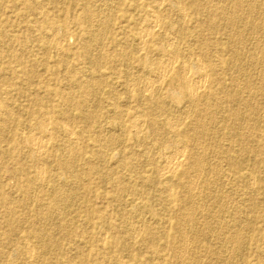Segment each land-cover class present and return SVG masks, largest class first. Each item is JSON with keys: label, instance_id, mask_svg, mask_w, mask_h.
I'll use <instances>...</instances> for the list:
<instances>
[{"label": "rangeland", "instance_id": "1", "mask_svg": "<svg viewBox=\"0 0 264 264\" xmlns=\"http://www.w3.org/2000/svg\"><path fill=\"white\" fill-rule=\"evenodd\" d=\"M136 1L0 0V264H264V0ZM182 68L207 74L208 96H186ZM178 141L187 160L164 175Z\"/></svg>", "mask_w": 264, "mask_h": 264}, {"label": "bare ground", "instance_id": "2", "mask_svg": "<svg viewBox=\"0 0 264 264\" xmlns=\"http://www.w3.org/2000/svg\"><path fill=\"white\" fill-rule=\"evenodd\" d=\"M138 1V0H137ZM136 1V2H137ZM140 1H142V0H140ZM158 1H160V0H157V3H158ZM164 1V0H163ZM163 1L161 2L160 1V3L162 4L163 3ZM221 1V0H220ZM241 1V0H240ZM249 1V0H248ZM248 1H247V3H248ZM263 1V0H262ZM66 2V1H65ZM64 2V3H65ZM179 2V1H178ZM63 3V4H64ZM138 3V2H137ZM239 3V2H238ZM251 3V2H250ZM160 4V5H161ZM159 5V4H158ZM158 5H157V8H158ZM248 5H250L249 3H248ZM246 6H247V4H246ZM249 7H251V5L249 6ZM249 7H247L248 9H249ZM255 7V6H254ZM259 7V6H258ZM149 8V7H148ZM147 8V9H148ZM100 9V8H99ZM110 9V8H109ZM152 9V8H151ZM153 10V9H152ZM182 10V9H181ZM239 10V9H238ZM1 11V10H0ZM105 11V10H104ZM103 11V12H104ZM154 11V10H153ZM152 11V12H153ZM183 11V10H182ZM228 11V10H227ZM107 12H109V11H106V13H105V15L107 14ZM151 12V13H152ZM158 12V11H157ZM163 12V11H162ZM181 12V11H180ZM39 13V12H38ZM101 13V12H100ZM184 13V12H183ZM183 13H180V14H183ZM186 13V12H185ZM227 13V12H226ZM264 13V12H263ZM263 13H261V14H263ZM153 14H155V13H153ZM157 14V13H156ZM177 14H179V12L177 13ZM252 14V13H251ZM256 14V13H255ZM103 15V14H102ZM105 15H103V16H105ZM109 15V14H108ZM185 15L186 14H184V16L182 17V18H184L185 17ZM241 15V14H240ZM249 15V14H248ZM257 15V14H256ZM153 16V18H154V16H156V15H152ZM159 16H160V14H159ZM179 16V15H178ZM237 16V15H236ZM246 16V15H245ZM252 16H254V15H252ZM180 17V18H181ZM242 17V16H241ZM106 18V17H105ZM150 18H152V17H150ZM248 18V17H247ZM109 19V18H108ZM143 19H145V18H143ZM156 19V18H155ZM154 19V20H155ZM159 19V18H158ZM157 19V20H158ZM160 19H163V18H160ZM159 19V20H160ZM186 19V18H185ZM240 19V18H239ZM238 19V17H228L227 18V22L230 24V26H235L236 24H237V21L239 20ZM244 19V18H243ZM242 19V20H243ZM250 19V18H249ZM102 20H104V19H102ZM181 20V19H180ZM184 20V19H183ZM182 20V21H183ZM255 20V19H254ZM106 21H108L107 19H106ZM252 21V20H251ZM101 22H103V21H101ZM158 22V21H157ZM242 22V21H241ZM241 22H239V23H241ZM246 22V21H245ZM99 23V22H98ZM107 23V22H106ZM159 23H160V21H159ZM238 23V24H239ZM104 24V23H103ZM142 24V23H141ZM146 24V23H145ZM152 24V23H151ZM150 24V26L149 25H145L146 26V29L144 30V32L142 33V32H140L139 31V33H142V37H141V42H142V44H145L144 42L146 41V38H148V37H150V34H152V30L154 29L155 30V28H154V26L156 25V21L153 23L154 25H151ZM217 24V23H216ZM244 24V23H243ZM247 24V23H246ZM251 24H253V21H252V23ZM250 24V25H251ZM101 25H102V23H101ZM107 25H109V24H107ZM248 25H249V23H248ZM31 26V25H30ZM32 26H34V25H32ZM96 26V25H95ZM140 26H142V25H140ZM156 26H159V25H156ZM253 26V25H252ZM252 26H251V28H252ZM262 26V25H261ZM36 27V26H35ZM35 27H33L32 29H34ZM102 27H103V25L101 26V29H102ZM142 27H144V26H142ZM141 27V28H142ZM250 27V26H249ZM94 28V27H93ZM104 28V27H103ZM140 28V27H139ZM145 28V27H144ZM157 28V27H156ZM245 28V27H244ZM101 29L99 30V31H101ZM248 30V29H247ZM258 30V29H257ZM37 31V30H36ZM49 31V30H48ZM51 31V30H50ZM95 31V30H94ZM93 31V32H94ZM98 31V32H99ZM102 31H103V29H102ZM106 31H107V29H106ZM142 31H143V29H142ZM234 31V30H233ZM246 31V30H245ZM262 31V30H261ZM217 32V31H216ZM97 34V32L95 31L94 32V34ZM102 33V32H101ZM104 33V32H103ZM102 33V34H103ZM261 33V32H260ZM33 34H36V33H33ZM45 34V33H44ZM53 34V33H52ZM93 34V33H92ZM95 34V35H96ZM49 35V34H48ZM48 35H47V38L46 39H48ZM50 35H51V32H50ZM95 35H94V37H95ZM141 35V34H140ZM254 35V34H253ZM263 35V34H262ZM53 36V35H52ZM166 36V35H165ZM235 36V35H234ZM45 37V36H44ZM55 37V36H54ZM53 37V38H54ZM92 37V36H91ZM100 37H102V36H100V35H97L95 38L98 40ZM170 37V36H169ZM95 38H93V39H95ZM171 38V37H170ZM50 39H51V37H50ZM58 39V38H57ZM93 39H91V42H92V40ZM101 39V38H100ZM99 39V40H100ZM136 39V38H135ZM139 39V38H138ZM172 39V38H171ZM258 39V38H257ZM52 40V42H53V39H51ZM51 40H50V43L52 44V42H51ZM61 39H59V41H60ZM98 40V41H99ZM104 40V39H103ZM152 40V39H151ZM150 40V42H151V44H152V41ZM164 40H166L165 39V37H164ZM167 40H168V37H167ZM166 40V41H167ZM174 40H175V38H174ZM90 41V40H89ZM135 42H136V40H134ZM236 41V40H235ZM243 41V40H242ZM104 42V41H103ZM164 42V41H163ZM168 42V41H167ZM170 42H171V40H170ZM178 42V41H177ZM49 43V44H50ZM61 43H63L62 42V40H61ZM139 43V42H138ZM99 44V43H98ZM97 44V45H98ZM140 44V43H139ZM142 44H140V45H142ZM147 44V43H146ZM145 44V45H146ZM172 44V43H171ZM174 44H176L175 43V41H174ZM237 44V43H236ZM90 45V44H89ZM100 45V44H99ZM136 45V44H135ZM144 45V46H145ZM167 45V44H166ZM168 45H169V42H168ZM243 45V44H242ZM51 46V45H50ZM58 46V45H57ZM92 47H93V49L95 50V48H94V46H95V43H94V46H93V44L91 45ZM143 46V47H144ZM149 46V45H148ZM170 46V45H169ZM262 46V45H261ZM92 47H91V49H92ZM95 47H97V46H95ZM140 47V46H139ZM170 47H172V46H170ZM169 47V48H170ZM176 47V46H175ZM253 47V46H252ZM49 48V47H48ZM56 48V47H55ZM59 48V47H58ZM85 48H86V50H88V44H86L85 45ZM135 48H137V47H134V49ZM168 48V49H169ZM215 48V47H214ZM244 48V47H243ZM140 49V52L143 50H141V48H138L137 49V51ZM174 49V48H173ZM248 49V48H247ZM56 50H57V48H56ZM61 50V49H60ZM178 50V49H177ZM233 50V49H232ZM58 51V50H57ZM92 51V50H91ZM146 51V50H145ZM148 51V50H147ZM146 51V52H147ZM248 52V51H247ZM246 52V53H247ZM91 54V53H90ZM140 54V53H139ZM173 54H175L176 56H177V53H176V51H172V55ZM250 54V53H249ZM243 55V54H242ZM192 56V55H191ZM259 56V55H258ZM171 57H174V55L173 56H171ZM237 57V56H236ZM89 58V57H88ZM127 58V57H126ZM163 58V57H162ZM170 58V57H169ZM184 58L185 57H183V61H184ZM187 58V57H186ZM249 58V57H248ZM256 58V57H255ZM264 58V57H263ZM154 59V58H153ZM167 59V58H166ZM177 59H179V58H177ZM176 59V60H177ZM237 59V58H236ZM172 60V59H171ZM170 60V61H171ZM202 60V59H201ZM251 60V59H250ZM156 61H158V60H156ZM199 61V60H198ZM235 61V60H234ZM95 62V61H94ZM161 62H163V60H161ZM185 62H187V60L185 61ZM242 62V61H241ZM258 62V61H257ZM160 63V62H159ZM190 63V62H189ZM195 63H197V61H195ZM256 63V62H255ZM129 64V63H128ZM157 64V63H156ZM156 64H154L155 66H156ZM184 64V63H183ZM187 64H188V62H187ZM198 64H200V65H202V66H204V62H202V64H201V61H200V63H198ZM248 64V63H247ZM262 64V63H261ZM153 65V64H152ZM159 65V64H158ZM173 65H175V63H173ZM206 65H207V62H206ZM263 65V64H262ZM154 66V67H155ZM162 66V65H161ZM186 66V65H185ZM188 66V65H187ZM149 67H150V65H149ZM153 67V66H152ZM159 67V66H158ZM189 67V66H188ZM250 67V66H249ZM160 68V67H159ZM173 67H172V63H165L164 62V64H163V66H162V68L160 69V71H158L159 72V75L156 77V78H158V79H160V78H162V76H163V78H164V76L166 75V77H168V74H170V73H172L171 72V69H172ZM198 68V67H197ZM203 68V67H202ZM240 69H241V67H239ZM193 69H195V68H193ZM199 69H200V66H199ZM204 69V68H203ZM212 69V68H211ZM156 70H157V68H156ZM202 70V69H201ZM201 70H197L195 73H190L189 71H188V68L187 69H184V68H182L180 71H178L177 72V75H176V77L180 80V83H181V88H182V90H183V92L186 94V96L192 101V102H197V100L200 98L201 99V95L203 94V95H206L207 94V92H206V89H207V81H208V78H207V74H205L204 73V71H201ZM126 71V70H125ZM191 71V70H190ZM221 71V70H220ZM223 71V70H222ZM100 72V71H99ZM98 72V73H99ZM206 72V71H205ZM147 73L149 74V71H147ZM156 73L157 72H155V76H156ZM210 73V72H209ZM102 74V73H101ZM106 74V73H105ZM211 74V73H210ZM248 74V73H247ZM131 75V74H130ZM150 75V74H149ZM149 75H147V77L149 76ZM153 75H154V73H153ZM209 75V74H208ZM244 75H246V74H244ZM111 76V75H110ZM90 77V76H89ZM94 77V76H93ZM104 77V76H103ZM150 77V76H149ZM149 77H148V79H149ZM151 77H152V75H151ZM211 77V76H210ZM232 77V76H231ZM92 78V77H91ZM109 78V77H108ZM132 78V77H131ZM136 78V77H135ZM237 78V77H236ZM243 78V77H242ZM89 79V78H88ZM100 79H101V77H100ZM109 79H111V78H109ZM144 79V78H143ZM148 79H146V81L148 80ZM151 79H155V78H151ZM230 79V78H229ZM238 79V78H237ZM102 80V79H101ZM134 80V79H133ZM161 80V79H160ZM160 80H157V81H159V82H157L158 83V85H159V83L161 84V82L163 81V79L161 80V82H160ZM100 81V80H99ZM243 81V80H242ZM152 82H154V81H152ZM152 82H150V83H152ZM102 83V82H101ZM146 83V82H145ZM145 83H144V85H145ZM155 83H156V81H155ZM129 84V83H128ZM134 84V83H133ZM132 84V85H133ZM147 85H149V81H148V84ZM225 85V84H224ZM209 86V85H208ZM255 86V85H254ZM91 87V86H90ZM132 87V86H131ZM148 87H150V86H148ZM126 88H127V85H126ZM151 88H153V86H151ZM150 88V89H151ZM160 88V87H159ZM128 89V88H127ZM129 89H130V87H129ZM225 89V88H224ZM249 89V88H248ZM253 89V88H252ZM133 90H134V87H133ZM144 90V89H143ZM243 90V89H242ZM129 91H132L131 89L129 90ZM151 91V90H150ZM156 91H157V89H156ZM159 91V90H158ZM133 92V91H132ZM132 92H130V93H132ZM143 92V91H142ZM160 92V91H159ZM203 92V93H202ZM243 92V91H242ZM200 93H202L201 95H200ZM11 94V93H10ZM144 94V93H143ZM150 94V93H149ZM155 94H156V92H155ZM158 94V93H157ZM140 95H141V93H140ZM143 95H141L140 97H142ZM150 96L151 97H149L150 99H152L153 97H152V94H150ZM206 96H208V95H206ZM157 97V96H156ZM143 98V97H142ZM215 98V97H214ZM93 99V98H92ZM99 99V98H98ZM157 99V98H156ZM199 99V100H200ZM155 101V100H154ZM214 101V100H213ZM113 102V101H112ZM256 102V101H255ZM191 103V102H190ZM168 104V103H167ZM90 106V105H89ZM112 106V105H111ZM194 106V105H193ZM251 106V105H250ZM118 107V106H117ZM202 107V106H201ZM245 107V106H244ZM87 108V107H86ZM116 108V107H115ZM10 109V111L12 110L11 108H9ZM71 110V109H70ZM115 110H117V109H115ZM186 110V109H185ZM223 110V109H222ZM13 111V110H12ZM181 111V110H180ZM183 111V110H182ZM204 111V110H203ZM9 113V112H8ZM11 113V112H10ZM13 113V112H12ZM11 113V114H12ZM185 113V112H184ZM188 113V112H187ZM235 113H236V116H237V118L238 117H240V112L238 113L237 112V110L235 111ZM11 114H8V115H11ZM110 115V114H109ZM114 115H115V113H114ZM118 115V114H117ZM182 115V114H181ZM180 115V116H181ZM184 115V114H183ZM187 115V114H186ZM185 115V116H186ZM48 116V115H47ZM188 116V115H187ZM190 116V115H189ZM68 117V116H67ZM119 117V116H118ZM117 116H116V119L118 118ZM136 117V116H135ZM134 117V118H135ZM142 117V116H141ZM179 117V116H178ZM49 118V117H48ZM133 118V119H134ZM217 118V117H216ZM236 118V119H237ZM42 119V118H41ZM120 119V118H119ZM119 119H117V120H119ZM132 119V120H133ZM139 119V118H138ZM179 119V118H178ZM206 119V118H205ZM240 119H241V117H240ZM43 120H47V117H46V119H43ZM116 120V121H117ZM136 120V119H135ZM143 120H145V118L143 119ZM153 120V119H152ZM168 120V119H167ZM44 121V124L43 125H45V124H48V123H46ZM48 121H50V120H48ZM141 121V120H140ZM146 121V120H145ZM169 121V120H168ZM174 121V120H173ZM177 121V120H176ZM175 121V122H176ZM43 122V121H42ZM143 122V121H142ZM173 123L172 122V120L171 121H169L168 123H166L167 125V128L170 130V131H174L173 133L175 134L174 136H178V135H176V133L178 134V131H177V129H175V125H174V123L173 124H171V123ZM178 122V121H177ZM180 122V121H179ZM183 122V121H182ZM1 123V122H0ZM9 123V122H8ZM145 123V122H144ZM165 123V122H164ZM184 123V122H183ZM183 123H181V124H183ZM50 124V123H49ZM120 124L121 125H118L119 127L118 128H121L122 129V131H123V129H124V125H122V122L120 121ZM176 124V123H175ZM178 124H180V123H178ZM177 124V125H178ZM180 124V125H181ZM140 125H141V122H137V121H135V122H133V128L134 129H136L137 130V132H138V129H139V127H140ZM201 125V124H200ZM46 126V125H45ZM48 126V125H47ZM50 126V125H49ZM34 127V126H33ZM125 127H126V125H125ZM142 128H143V125L141 126ZM180 127V126H179ZM28 128H30V127H28ZM69 128V127H68ZM68 128H64L63 130H65L68 134H70V132H68L69 131V129ZM176 128H177V126H176ZM201 128H203L202 129V131L203 130H205L204 129V127H201ZM31 129H33V128H30V130ZM46 129V128H45ZM48 129V128H47ZM39 130V129H38ZM37 130V133L40 131H38ZM140 130V129H139ZM29 131V130H28ZM34 131V130H33ZM73 130H71V132H72ZM125 131V130H124ZM180 131V130H179ZM136 132V133H137ZM140 133H141V131H139ZM169 132V131H168ZM30 133H32V131L30 132ZM44 133H46L47 134V132H45L44 131ZM49 133V132H48ZM122 133V132H121ZM135 133V132H134ZM170 133V132H169ZM33 134V133H32ZM39 134H40V132H39ZM43 134V133H42ZM41 134V135H42ZM45 134V135H46ZM50 134V135H49ZM49 134H47V135H49V136H51V133H49ZM66 134V133H65ZM73 134V133H72ZM105 134V133H104ZM113 134V133H112ZM205 133H204V131L202 132V134L201 135H204ZM34 135H36V132L34 133ZM44 135V134H43ZM71 135V134H70ZM135 136H136V134H134ZM38 136V135H37ZM43 137V136H42ZM41 137V138H42ZM44 137H46V136H44ZM66 137H68V135L67 136H65V139H67ZM106 137V136H105ZM181 137V136H180ZM30 138V137H29ZM34 138H38V137H35V136H33L32 138H31V142L33 141V143H35V140H34ZM47 139H48V136L46 137ZM51 138V137H50ZM71 138H72V136H71ZM75 138V137H74ZM137 138V137H136ZM176 138V137H175ZM221 138V137H220ZM26 139V138H25ZM43 139H45V138H43ZM43 139H41V140H43ZM76 139V138H75ZM74 139V140H75ZM135 139V138H134ZM142 139V138H141ZM144 139V138H143ZM178 139V138H177ZM48 140H50V139H48ZM117 140V139H116ZM40 141V140H39ZM47 141V140H46ZM68 141V140H67ZM70 141V140H69ZM55 142V141H54ZM64 142H65V140H64ZM63 142V143H64ZM72 142V141H71ZM76 142H78V141H76ZM110 142V141H109ZM141 142H143V141H141ZM179 142V141H178ZM233 142V141H232ZM47 143H50V142H47ZM56 143V142H55ZM65 143H67V142H65ZM41 144H44V143H41ZM70 144V143H69ZM75 144H77V143H75V142H73V143H71V145L73 146V147H76L75 146ZM111 144V143H110ZM178 144V146H176V145H174V146H176V149H175V147L173 148V149H175L174 151H172L170 148V150L172 151V152H170L169 151V153L168 152H166L167 154H166V158H165V160L163 161V162H161L162 164L160 165L159 164V162H158V164L160 165V166H158L161 170H160V172H162V174H164V175H168V174H170V173H172L173 171H175L176 169H178L179 167H180V165H181V162L183 161V159L186 157V160H187V156H188V153H187V155H186V150H185V146L187 147V145H185V143L184 142H179V143H177ZM214 144V143H213ZM35 145V144H34ZM33 145V146H34ZM38 145H40V143L38 144ZM55 145V144H54ZM58 145V144H57ZM62 145V144H61ZM65 145H67V144H63V146H65ZM105 145V144H104ZM194 145V144H193ZM209 145V144H208ZM32 146V145H31ZM107 146V145H106ZM108 146H110V145H108ZM149 146V145H148ZM212 146V145H211ZM44 147H46L45 145H44ZM56 147V146H55ZM66 147V146H65ZM117 147V146H116ZM120 147V146H119ZM150 147V146H149ZM35 148V147H34ZM39 148H42V146L40 145V146H38V149ZM112 148H113V146H112ZM190 148V147H189ZM192 148V147H191ZM70 148H69V146H68V150H69ZM104 149V148H103ZM106 149V148H105ZM109 149V148H108ZM107 149V150H108ZM111 149V148H110ZM119 149V148H118ZM149 149V148H148ZM148 149H146V150H148ZM34 150V149H33ZM67 150V149H66ZM166 151H167V149H165ZM164 149H163V151H165ZM209 150V149H208ZM30 151V150H29ZM38 151V150H37ZM40 151H42V149L40 150ZM39 151V152H40ZM50 151V150H49ZM106 151V150H105ZM113 151V150H112ZM207 151V150H206ZM226 151V150H225ZM39 152H38V154H39ZM107 152V151H106ZM105 152V153H106ZM1 153V152H0ZM147 153V152H146ZM203 153V152H202ZM43 154V153H42ZM40 155V154H39ZM105 155V154H104ZM107 155V154H106ZM105 155V156H106ZM200 155V154H199ZM45 156V155H44ZM205 156V155H204ZM203 156V157H204ZM210 156V155H209ZM164 157V156H163ZM200 157H201V155H200ZM42 158H43V156H42ZM106 158V157H105ZM34 159L37 161L38 159L36 158V157H34ZM160 159H161V156H160ZM204 160V159H203ZM43 161H45V160H43ZM201 161V160H200ZM200 161H199V159H198V165H199V163H200ZM41 162H42V160H41ZM41 162H39V163H41ZM103 162V161H102ZM195 162V161H194ZM43 163H45V162H43ZM201 163H202V161H201ZM38 164V163H37ZM65 164L67 165V167L68 168H70V162H67V161H65ZM186 164H187V161H186ZM186 164H184V165H186ZM195 164H197V163H195ZM206 164V163H205ZM40 165V164H39ZM183 165V166H184ZM197 165V166H198ZM201 165V164H200ZM199 165V166H200ZM42 166V165H41ZM45 166V165H44ZM196 166V167H197ZM157 167V166H156ZM158 167H157V171H156V173L158 172ZM211 167V166H210ZM37 168V167H36ZM39 168V167H38ZM103 168V167H102ZM201 168V167H200ZM42 169V168H41ZM202 169V168H201ZM43 170V169H42ZM197 171L199 172V170H198V168H197ZM36 172H38L37 174H40V173H42L41 171H40V169H38ZM202 172V171H201ZM45 173V172H44ZM44 173H42L43 175H44ZM203 173V172H202ZM161 174V173H160ZM73 175V174H72ZM159 175V174H158ZM32 176H34V175H32ZM40 176V175H39ZM35 177V176H34ZM37 177H38V175H37ZM174 177H179L177 174H175V176ZM173 177V178H174ZM42 178V177H41ZM160 178H163V176L162 177H160ZM32 179V178H31ZM34 179V178H33ZM37 179V178H36ZM38 179H39V177H38ZM43 179V178H42ZM41 180V179H40ZM33 181V180H32ZM34 182V181H33ZM32 182V183H33ZM170 183L172 182V180H170L169 181ZM135 183V182H134ZM165 183V182H164ZM170 183L165 187L166 188V191L168 192H170V191H173V187L170 185ZM225 183V182H224ZM38 184V183H37ZM36 184V185H37ZM128 184V183H127ZM130 184H131V182H130ZM130 184H129V186H130ZM191 184V183H190ZM202 184V183H201ZM222 184V183H221ZM255 184V183H254ZM164 185V184H163ZM32 186V185H31ZM42 186V185H41ZM197 186V185H196ZM254 186V185H253ZM127 187V190L128 191H130L131 193H133L134 195H140V192H141V190L138 188V187H132V185L130 186V187H128V186H126ZM195 186H194V183H192V186H191V188H192V190L193 189H195L194 188ZM34 188V187H33ZM74 188V187H73ZM35 189V188H34ZM216 189V188H215ZM223 191V190H222ZM221 191V192H222ZM163 192V191H162ZM188 192V191H187ZM214 192V191H213ZM192 193V192H191ZM166 194L167 193H165V196H166ZM171 195V194H170ZM169 195V196H170ZM125 196H127V195H125ZM128 197V196H127ZM59 198H60V192L58 191V188H56L55 189V191L52 193V195H51V204H50V211H51V215L58 209L57 207H58V205H60V203H59ZM214 198V197H213ZM212 198V199H213ZM61 199V198H60ZM64 199V198H63ZM161 200V202L163 203V200L164 199H160ZM164 202H165V204H164V206H165V208L167 207V206H170V202L169 203H167L165 200H164ZM192 202V201H191ZM210 202V201H209ZM59 203V204H58ZM204 203H206V202H204ZM123 205V204H122ZM197 205H199V204H197ZM229 205V204H228ZM47 207V206H46ZM186 207V206H185ZM241 207H242V205H241ZM231 208V207H230ZM145 209H147V205L146 204H144V202L143 203H139V204H136L135 205V211L136 212H140V211H143V210H145ZM229 209V208H228ZM232 209V208H231ZM45 210V209H44ZM203 210V209H202ZM194 211V210H193ZM145 212V211H144ZM143 212V213H144ZM213 212V211H212ZM49 213V217H51L50 216V212H47V214ZM143 213H142V215H143ZM140 214H141V212H140ZM242 214V213H241ZM195 216V215H194ZM236 216V215H235ZM48 217V218H49ZM138 216H136V218H137ZM142 217V216H141ZM239 217V216H238ZM47 218V219H48ZM133 218V217H132ZM224 218V217H223ZM226 218V217H225ZM55 219V218H54ZM190 219H193V218H190ZM210 220V219H209ZM46 222V221H45ZM53 223V222H52ZM60 223V222H59ZM221 223V222H220ZM224 223V222H223ZM62 224V223H61ZM198 224V223H197ZM214 224V223H213ZM55 225V224H54ZM221 225V224H220ZM243 225H245V224H243ZM50 226V225H49ZM225 226V225H224ZM242 226V225H241ZM240 226V227H241ZM140 227V226H139ZM213 228V227H212ZM244 228V227H243ZM190 229V228H189ZM194 229V228H193ZM200 230V229H199ZM217 230V229H216ZM133 231V230H132ZM187 231H189V230H187ZM225 231V230H224ZM57 232V231H56ZM59 232V231H58ZM140 232V231H139ZM182 232V231H181ZM192 232V231H191ZM200 233V232H199ZM220 233V232H219ZM44 234V233H43ZM225 234V233H224ZM20 235V234H19ZM36 235H39V233H36ZM56 235V234H55ZM183 235V234H182ZM200 235V234H199ZM42 236V235H41ZM107 236V235H106ZM134 236H135V234H134ZM196 236V235H195ZM38 237H40V236H38ZM133 237V236H132ZM138 237V236H137ZM216 237V236H215ZM225 238V237H224ZM130 239V238H129ZM133 239V238H132ZM46 240V239H45ZM135 240V239H134ZM218 240V239H217ZM221 240V239H220ZM182 241V240H181ZM183 241H185V240H183ZM103 242H104V240H103ZM222 243V242H221ZM43 244V243H42ZM190 244V243H189ZM187 245V244H186ZM28 247H31V246H28ZM212 247H213V245H212ZM230 247V246H229ZM32 248V247H31ZM31 248H29V249H27V251H26V255H30V258H32L31 257V255L33 254V250L31 249ZM244 248V247H243ZM185 249V248H184ZM183 249V250H184ZM246 249V248H245ZM182 250V252H184ZM229 250V249H228ZM193 252V251H192ZM218 252V251H217ZM185 253V252H184ZM184 253H181V254H183V255H186V254H184ZM230 254V253H229ZM41 255V254H40ZM190 255V254H189ZM36 256V255H35ZM227 257H229V256H227ZM41 258V257H40ZM157 258V257H156ZM179 258V257H178ZM181 259H182V257H180ZM184 258V257H183ZM196 258V257H195ZM155 259V258H154ZM19 260V259H18ZM32 260V259H31ZM35 260V259H34ZM67 260V259H66ZM153 260V259H152ZM231 260V259H230ZM181 261H183V260H181ZM228 261V260H227ZM8 262V261H7ZM37 263V262H36ZM36 263H31V264H36ZM67 263V262H66ZM119 262H117V264H118ZM120 263H121V261H120ZM119 263V264H120ZM122 264H123V261H122Z\"/></svg>", "mask_w": 264, "mask_h": 264}]
</instances>
